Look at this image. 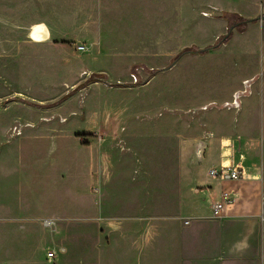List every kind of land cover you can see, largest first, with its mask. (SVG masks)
Returning <instances> with one entry per match:
<instances>
[{
	"label": "rangeland",
	"instance_id": "1",
	"mask_svg": "<svg viewBox=\"0 0 264 264\" xmlns=\"http://www.w3.org/2000/svg\"><path fill=\"white\" fill-rule=\"evenodd\" d=\"M261 1L0 0V216L19 218L0 260L10 245L14 264H119L127 225L213 215L233 192L210 174L231 157L216 121L248 124L245 162L264 177L256 31L209 48L228 13L259 21Z\"/></svg>",
	"mask_w": 264,
	"mask_h": 264
},
{
	"label": "crops",
	"instance_id": "2",
	"mask_svg": "<svg viewBox=\"0 0 264 264\" xmlns=\"http://www.w3.org/2000/svg\"><path fill=\"white\" fill-rule=\"evenodd\" d=\"M259 13L264 16V0L261 1ZM227 25L226 23L223 26L218 35L225 32ZM246 28L244 32L235 31L230 41L236 36L255 30L251 42L257 49L262 48L264 69V19L250 22ZM245 108L246 105L244 110ZM255 110L249 109L251 112ZM260 111L264 119V101ZM214 125L215 148L222 150L223 154L231 155L229 163L223 164H241L244 168V176L241 179L224 180L227 181L225 185L233 190L230 195L235 201L226 205L219 216H213L208 211L189 214L191 211L182 209L180 216L177 219L174 217L171 223L165 226H159L153 221V217L149 216L153 214L152 211L147 212L150 223L145 227L146 236L141 235L143 232L137 234L139 230L136 223L124 227V236L121 239L123 244L119 245V264H159L163 258H166V264H264V207L259 192L260 185H264V177H261L257 165H246L249 158L250 161H255L250 150L255 145V135L244 120L237 121L233 132L224 126L223 122L216 121ZM203 142L205 144L206 141ZM247 151H250V154ZM97 153L99 165H105L107 152L99 148ZM241 155L244 160H240ZM222 197L223 193L218 201H221ZM184 217L188 218L187 222ZM18 221L19 218L12 212L0 216V235L6 236V245L10 243V235L18 231L15 228ZM131 228H135L133 236ZM8 251L10 259H2L0 264L16 262L10 245ZM64 261L65 259H62V264H65Z\"/></svg>",
	"mask_w": 264,
	"mask_h": 264
},
{
	"label": "built area",
	"instance_id": "3",
	"mask_svg": "<svg viewBox=\"0 0 264 264\" xmlns=\"http://www.w3.org/2000/svg\"><path fill=\"white\" fill-rule=\"evenodd\" d=\"M80 49L84 50V46H79ZM239 103L235 101L233 103L234 106H237ZM230 106V104H227ZM199 146L203 147L204 142H200ZM211 176L213 177H220L223 179H231V180H238L241 179L244 176V168L241 164L236 165H222L221 169L213 168L210 171ZM233 202V197L230 195L229 191H225L223 193V197L221 201L215 202L212 204V213L215 216H219L223 210V208L226 205H229ZM49 221H46V224H48ZM57 255L56 251L51 250L48 252V256L50 258H55Z\"/></svg>",
	"mask_w": 264,
	"mask_h": 264
},
{
	"label": "trees",
	"instance_id": "4",
	"mask_svg": "<svg viewBox=\"0 0 264 264\" xmlns=\"http://www.w3.org/2000/svg\"><path fill=\"white\" fill-rule=\"evenodd\" d=\"M228 16H229V28H228V32L224 35H221L218 40L216 41V43L212 46H210L209 48H212V47H218L220 46L222 43L228 41L230 39V37L232 36L233 34V31L234 29L236 28L238 31L242 32L245 30V28L247 27V20L244 16L238 14V13H228ZM193 50V47L191 48H186L183 50V52H186V51H192ZM206 49L204 50H200L201 52H204Z\"/></svg>",
	"mask_w": 264,
	"mask_h": 264
},
{
	"label": "water",
	"instance_id": "5",
	"mask_svg": "<svg viewBox=\"0 0 264 264\" xmlns=\"http://www.w3.org/2000/svg\"><path fill=\"white\" fill-rule=\"evenodd\" d=\"M258 19H264V16L258 17ZM253 19H250L249 21H252Z\"/></svg>",
	"mask_w": 264,
	"mask_h": 264
},
{
	"label": "bare ground",
	"instance_id": "6",
	"mask_svg": "<svg viewBox=\"0 0 264 264\" xmlns=\"http://www.w3.org/2000/svg\"><path fill=\"white\" fill-rule=\"evenodd\" d=\"M45 34H47L46 32H45ZM55 235V234H54ZM59 240V239H58Z\"/></svg>",
	"mask_w": 264,
	"mask_h": 264
}]
</instances>
